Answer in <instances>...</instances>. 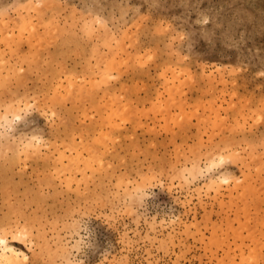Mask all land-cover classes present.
I'll return each instance as SVG.
<instances>
[{"label": "rangeland", "instance_id": "374dc122", "mask_svg": "<svg viewBox=\"0 0 264 264\" xmlns=\"http://www.w3.org/2000/svg\"><path fill=\"white\" fill-rule=\"evenodd\" d=\"M0 236L264 264V0H0Z\"/></svg>", "mask_w": 264, "mask_h": 264}, {"label": "bare ground", "instance_id": "6f19581e", "mask_svg": "<svg viewBox=\"0 0 264 264\" xmlns=\"http://www.w3.org/2000/svg\"><path fill=\"white\" fill-rule=\"evenodd\" d=\"M16 112L17 111H15L14 108H8V110L5 113H3V116L1 118L4 122H7L8 124L10 123V120L8 118V113H11L13 115L11 117L13 120V119L19 118V115H18L19 113H16ZM20 256L24 257V255L20 251H18L13 246L7 243L6 238L4 236H0V264L17 263V260L19 259Z\"/></svg>", "mask_w": 264, "mask_h": 264}]
</instances>
